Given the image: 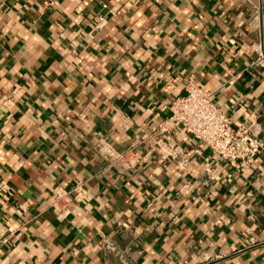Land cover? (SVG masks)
<instances>
[{"label":"crops","instance_id":"0c3cea01","mask_svg":"<svg viewBox=\"0 0 264 264\" xmlns=\"http://www.w3.org/2000/svg\"><path fill=\"white\" fill-rule=\"evenodd\" d=\"M102 3L116 16L88 40ZM263 13L264 0H0V264H264V150L238 175L176 132L191 173L217 179L189 177L177 199L187 181L169 162L125 173L98 153L99 137L122 151L153 129L190 74L235 124L256 111L264 140ZM79 180L90 199L60 221L52 191Z\"/></svg>","mask_w":264,"mask_h":264},{"label":"built area","instance_id":"2783aa9c","mask_svg":"<svg viewBox=\"0 0 264 264\" xmlns=\"http://www.w3.org/2000/svg\"><path fill=\"white\" fill-rule=\"evenodd\" d=\"M115 16L116 12L102 3L100 11L92 17L89 29L83 31V37L94 40ZM260 28L264 29V13L261 14ZM232 47L237 49L238 45L232 43ZM251 50L254 56L251 66H262L263 41L253 43ZM256 72L259 73L258 70ZM241 107L248 110L250 105L248 101H243ZM157 109L160 116L153 129L147 131L145 127H138L133 141L122 151H117L104 137H99L98 153L107 158L110 165L119 166L125 173L148 167L153 157L159 162H169L174 172L187 181L178 190L175 199L183 196L189 177L199 179L202 187L211 188H215L217 180L210 176L204 179L205 175L201 173H191L189 167L193 164V158L186 157L184 148L171 139L176 132H182L208 148L214 158L231 167L238 175H247L264 150L256 111L244 114L241 121L235 124L225 110L215 103L211 91L194 74L186 77L183 95L169 101H159ZM86 182L79 180L68 188L54 187L49 207L56 213L58 220L65 219L71 213L73 204L81 207L90 199ZM17 208L24 210L21 205ZM8 232V228L0 223V244L10 236Z\"/></svg>","mask_w":264,"mask_h":264}]
</instances>
